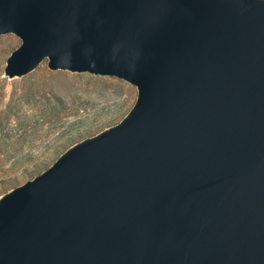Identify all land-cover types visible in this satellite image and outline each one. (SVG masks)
<instances>
[{"label":"water","instance_id":"water-1","mask_svg":"<svg viewBox=\"0 0 264 264\" xmlns=\"http://www.w3.org/2000/svg\"><path fill=\"white\" fill-rule=\"evenodd\" d=\"M8 33L9 78L138 97L0 197V264H264V0H0Z\"/></svg>","mask_w":264,"mask_h":264},{"label":"rangeland","instance_id":"rangeland-1","mask_svg":"<svg viewBox=\"0 0 264 264\" xmlns=\"http://www.w3.org/2000/svg\"><path fill=\"white\" fill-rule=\"evenodd\" d=\"M22 41L0 35V197L50 168L73 145L117 125L138 89L115 76L51 70L48 60L22 77L5 74Z\"/></svg>","mask_w":264,"mask_h":264}]
</instances>
